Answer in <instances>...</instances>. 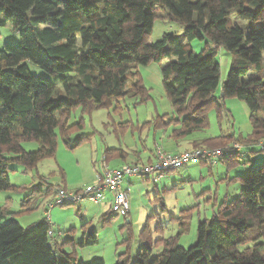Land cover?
Returning <instances> with one entry per match:
<instances>
[{
    "label": "trees",
    "instance_id": "obj_1",
    "mask_svg": "<svg viewBox=\"0 0 264 264\" xmlns=\"http://www.w3.org/2000/svg\"><path fill=\"white\" fill-rule=\"evenodd\" d=\"M165 8L166 17L183 27L184 36L167 32L149 42L156 11ZM258 21L261 27L254 30L250 25ZM7 24L21 41L0 47V191L14 187L9 176L13 161L35 167L55 154L57 128L67 136L83 126L69 124L74 108L106 107L130 91L140 102L148 100L150 90L138 66L166 58L163 84L178 117L159 118L157 126L166 125V119L174 122V138L182 139L208 128L213 106L222 121L225 98L237 97L250 109L251 135L246 140L234 135L198 139L192 147L237 142L264 150V0H0V26ZM205 38L200 53L186 42ZM220 48L231 51L234 59L216 98ZM29 62L59 78L32 73ZM31 140L40 147L25 151L22 143ZM106 152L108 166L113 157L129 155L123 148ZM239 154L234 151L221 161ZM231 165L227 161V167ZM239 181V197L223 202L212 218L199 222L194 245L185 248L167 240L164 250L153 256L144 242L135 264H264V163L252 166ZM59 187L67 188L41 182L33 194L52 200ZM12 213L0 205V264H106L103 258L86 262L58 256L50 244L49 231L55 229L48 217L25 229L15 219L4 222ZM95 240L92 232L80 243ZM116 264L127 262L119 258Z\"/></svg>",
    "mask_w": 264,
    "mask_h": 264
},
{
    "label": "rangeland",
    "instance_id": "obj_2",
    "mask_svg": "<svg viewBox=\"0 0 264 264\" xmlns=\"http://www.w3.org/2000/svg\"><path fill=\"white\" fill-rule=\"evenodd\" d=\"M156 13L149 42L162 39L167 32L184 36L183 27L166 17V8L157 9ZM240 24L247 27L249 23L240 21ZM250 26L258 30L261 22H254ZM20 41V34L11 25L0 26L1 48L6 43L16 44ZM206 41L205 38L186 42L196 53H200L206 48ZM167 59L138 66L143 82L150 90L148 100L140 102L130 91L106 107L92 111L76 107L69 124L81 122L83 126L74 127L67 136L57 128L54 155L42 159L33 168L13 161L9 176L14 187L0 191V205L13 211L4 222L15 219L27 229L48 217L55 229L50 244L56 246V254L73 255L86 262L103 258L106 264H116L122 258L127 264H135L144 242L150 244L153 256L164 250L167 240H173L185 248L194 245L198 240L199 222L212 218L223 202L239 197L242 189L239 176L246 175L252 166L264 163L262 146L244 145L239 155L222 160L214 167L199 162L163 172L159 174L161 177L158 181L152 176L146 178L142 175L125 178L123 187L131 195L127 216L115 215L111 202L104 199L93 201L85 198L74 204L51 206L48 204L51 197L44 200L33 194V188L41 182L65 185L72 190L95 184L103 170L107 150L123 148L130 154L141 151L144 159L151 154L155 142L169 150L173 146L185 149L198 139L234 135L246 140L251 135L250 109L245 101L237 97L225 98L226 113L222 121L213 106L208 110V128L197 130L182 139L174 138L177 125L174 122L166 119V125L157 126L155 122L159 118L178 117L163 84L162 65ZM233 59L231 51L224 48L218 50L220 82L214 92L216 98L221 96L222 85ZM29 67L36 75L51 80L59 78V75H52L35 63L29 62ZM197 145L191 146V149ZM22 147L25 151H33L40 147V143L36 140L25 141ZM166 148V151L172 152ZM128 159H134L133 155ZM227 161H231L232 165L227 167ZM111 166L112 163L109 164ZM144 228L146 232L143 234ZM92 232L96 233V240L81 244L83 238Z\"/></svg>",
    "mask_w": 264,
    "mask_h": 264
},
{
    "label": "built area",
    "instance_id": "obj_3",
    "mask_svg": "<svg viewBox=\"0 0 264 264\" xmlns=\"http://www.w3.org/2000/svg\"><path fill=\"white\" fill-rule=\"evenodd\" d=\"M241 148L242 145L236 142L222 147H196L182 152H168L162 145L157 144L151 162H130L123 163L119 167H109L104 161L103 170L98 174L95 184H89L84 189L76 190L59 187L54 199L48 204L51 206L74 204L85 198L99 201L105 198L106 192H109L113 196L111 210L117 216H124L130 211L131 198L129 190L123 187L125 178L142 175L147 178L152 176L155 181H158L161 177L159 174L182 168L188 164L204 162L214 167L222 158L230 156L232 152L239 151ZM47 214L49 216V211ZM49 234L53 238L55 231L50 230Z\"/></svg>",
    "mask_w": 264,
    "mask_h": 264
},
{
    "label": "crops",
    "instance_id": "obj_4",
    "mask_svg": "<svg viewBox=\"0 0 264 264\" xmlns=\"http://www.w3.org/2000/svg\"><path fill=\"white\" fill-rule=\"evenodd\" d=\"M157 144L158 143L155 142L154 148H153L151 154L147 158H144L143 159V155H142V153H140L141 151H137V152H135V154H130L129 153V155H128V157L126 159H121V158H119L117 156L116 157H113V159L110 161V164L112 163V167H118V166L122 165L124 162H136V161H144V162H146L148 160H151L152 161L153 158H154V149H155V146ZM188 146H190V148H188ZM188 146H186L185 149H181L178 146H173L171 150L167 149L166 147L165 148L167 150H169V151H172V152H182V151H186V150H191V146L192 145L189 144ZM131 155H133L134 159L129 160L128 158ZM103 201H109V202H111V206H112V202H113V196H112V194L111 193H107V196L104 198Z\"/></svg>",
    "mask_w": 264,
    "mask_h": 264
}]
</instances>
